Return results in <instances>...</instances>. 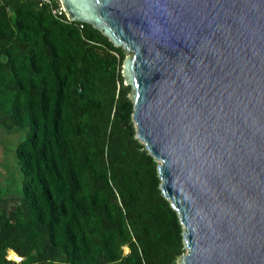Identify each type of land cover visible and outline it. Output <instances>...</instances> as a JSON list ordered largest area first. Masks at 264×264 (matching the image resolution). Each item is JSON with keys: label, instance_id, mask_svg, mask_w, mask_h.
I'll return each mask as SVG.
<instances>
[{"label": "trees", "instance_id": "obj_1", "mask_svg": "<svg viewBox=\"0 0 264 264\" xmlns=\"http://www.w3.org/2000/svg\"><path fill=\"white\" fill-rule=\"evenodd\" d=\"M124 59L88 23L0 0V127L26 130L21 190L0 187V264L10 250L18 264H180L183 228L135 137Z\"/></svg>", "mask_w": 264, "mask_h": 264}, {"label": "water", "instance_id": "obj_2", "mask_svg": "<svg viewBox=\"0 0 264 264\" xmlns=\"http://www.w3.org/2000/svg\"><path fill=\"white\" fill-rule=\"evenodd\" d=\"M127 54L180 264H264V0H61Z\"/></svg>", "mask_w": 264, "mask_h": 264}, {"label": "rangeland", "instance_id": "obj_3", "mask_svg": "<svg viewBox=\"0 0 264 264\" xmlns=\"http://www.w3.org/2000/svg\"><path fill=\"white\" fill-rule=\"evenodd\" d=\"M124 54L126 57L127 54L125 52ZM25 134V129L7 131L0 127V187L10 188L13 194H18L22 185V173L20 172L14 152L17 144L25 138ZM140 143L142 142L140 141ZM7 255L8 252L6 253ZM10 256L15 259L9 257L14 264L20 263L21 259L19 260V256L14 255V253H11ZM6 259L9 260L7 257Z\"/></svg>", "mask_w": 264, "mask_h": 264}, {"label": "built area", "instance_id": "obj_4", "mask_svg": "<svg viewBox=\"0 0 264 264\" xmlns=\"http://www.w3.org/2000/svg\"><path fill=\"white\" fill-rule=\"evenodd\" d=\"M41 4L47 5L53 16L62 19L64 17L67 18L65 9L61 0H38ZM68 19V18H67Z\"/></svg>", "mask_w": 264, "mask_h": 264}, {"label": "flooded vegetation", "instance_id": "obj_5", "mask_svg": "<svg viewBox=\"0 0 264 264\" xmlns=\"http://www.w3.org/2000/svg\"><path fill=\"white\" fill-rule=\"evenodd\" d=\"M10 252H13L14 253V255H17L14 251H12V250H10L9 252H8V257H10V258H12V259H14L13 257H11L10 256ZM18 256V255H17ZM21 258L19 257V260H20ZM15 260V259H14ZM16 261H18V260H16Z\"/></svg>", "mask_w": 264, "mask_h": 264}, {"label": "bare ground", "instance_id": "obj_6", "mask_svg": "<svg viewBox=\"0 0 264 264\" xmlns=\"http://www.w3.org/2000/svg\"><path fill=\"white\" fill-rule=\"evenodd\" d=\"M13 253V252H10V254Z\"/></svg>", "mask_w": 264, "mask_h": 264}]
</instances>
